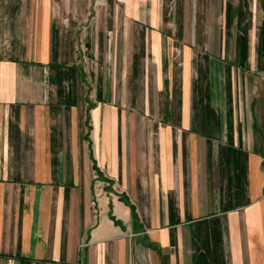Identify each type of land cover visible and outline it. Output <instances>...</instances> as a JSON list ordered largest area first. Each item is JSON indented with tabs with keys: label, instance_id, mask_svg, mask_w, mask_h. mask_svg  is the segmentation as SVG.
<instances>
[{
	"label": "crops",
	"instance_id": "0c3cea01",
	"mask_svg": "<svg viewBox=\"0 0 264 264\" xmlns=\"http://www.w3.org/2000/svg\"><path fill=\"white\" fill-rule=\"evenodd\" d=\"M117 1L0 0V264H264V0Z\"/></svg>",
	"mask_w": 264,
	"mask_h": 264
},
{
	"label": "rangeland",
	"instance_id": "374dc122",
	"mask_svg": "<svg viewBox=\"0 0 264 264\" xmlns=\"http://www.w3.org/2000/svg\"><path fill=\"white\" fill-rule=\"evenodd\" d=\"M111 4H117V5H119L120 3L117 1V0H111V2H110ZM79 50V49H78Z\"/></svg>",
	"mask_w": 264,
	"mask_h": 264
}]
</instances>
